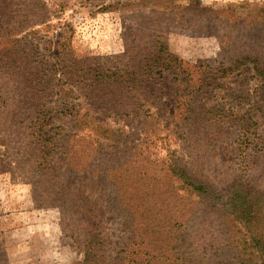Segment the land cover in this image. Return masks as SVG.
<instances>
[{
	"label": "trees",
	"instance_id": "16d2710c",
	"mask_svg": "<svg viewBox=\"0 0 264 264\" xmlns=\"http://www.w3.org/2000/svg\"><path fill=\"white\" fill-rule=\"evenodd\" d=\"M182 1L197 6L196 0H157L167 6ZM17 2L22 7L13 9L12 17L6 15V9L2 14L7 19L0 17V80L4 78L6 88L11 87L13 91V102L3 97L8 94L7 90L0 91V113H5L13 129L19 130L16 142L24 150L23 156L28 155V161H33L34 170L46 178L48 195H53L54 204L60 202L57 206L74 219L82 231V264H100V252L106 244L101 227L109 211L121 218L124 230L119 246L123 257L119 264H264V230L258 229L264 217L254 186L239 178L225 197L222 188H214L206 182L195 156H191L189 165L179 157L176 160L168 157L150 162L151 167L147 166L149 159L143 151L144 145L156 142L165 127L198 129L199 121L216 126V118L222 114L218 111L222 108L217 109L220 104L207 106L203 99L213 92L210 80L215 74L212 73L218 68L220 71L223 64L210 69L211 74L198 71L201 66L195 65L191 71L172 57L162 41L154 39L146 44L127 46L123 55L104 62L91 56L74 58L66 43L63 52L52 62L54 57L48 54L59 45L49 37L54 27L48 20L52 11L43 0ZM257 4L242 1L237 6L256 7L261 18L252 13L240 16L242 13L232 8L235 5L227 9H203L210 14L226 11L215 20L230 25L255 23L258 19L264 23V2L261 6ZM11 23L13 31L9 27ZM229 48L236 50L235 54H242L239 53L241 45L231 44ZM252 50L258 53L256 47ZM241 57L249 55L235 57L231 67H235ZM262 58V54L252 58L260 87L259 100L249 113L256 110L260 114V119L256 117V120L264 124ZM113 59L118 61L107 62ZM227 70L221 71L222 75ZM57 87L61 94L58 101H65L53 109L48 101ZM75 89H81L87 97L88 111L93 110L100 117L123 118V127L112 128L100 121L87 120L76 105L66 100ZM233 100L232 104L237 106L236 99ZM51 111H54L53 117L64 124L59 125L56 133L45 131ZM130 118L137 119L138 130L132 127ZM130 125L135 133H142V142L131 147L123 142L129 152L120 166L101 164L92 168L93 163L88 159L92 157V161H96L97 151L95 157L89 152L80 153L79 145L84 143L83 137L88 136L79 134L83 130L94 131L104 140H112L115 134L127 132L130 137L133 132L124 128ZM247 136L241 133L246 141ZM57 145L65 146L61 151L63 175L68 177L64 183L56 181V171L53 172L47 162ZM204 201L228 223L229 230L224 232L221 245H210L212 237L207 236L208 231L191 234L185 230L198 218L201 224L207 220L208 207L200 208L205 205ZM209 246L211 249H207Z\"/></svg>",
	"mask_w": 264,
	"mask_h": 264
},
{
	"label": "rangeland",
	"instance_id": "374dc122",
	"mask_svg": "<svg viewBox=\"0 0 264 264\" xmlns=\"http://www.w3.org/2000/svg\"><path fill=\"white\" fill-rule=\"evenodd\" d=\"M43 1L52 11L48 20L54 27L49 37L54 43H59L48 54L54 57L52 62L63 52V44L66 43L72 57L80 59L91 56L104 62L107 58L123 55L127 46L146 44L154 39L162 41L172 57L191 71L195 65L201 66L198 71L211 74L208 71L220 67L222 63L221 70L218 71V68L212 73L215 74L210 80L213 92L203 99L207 106L220 104L217 109L222 108L218 111L222 114L217 116L216 126L199 121L198 129L165 127L155 143L143 146L144 154L149 159L146 163L149 166L152 161L168 157L176 160L179 157L189 165L187 162L191 156H195L197 167L203 171L201 174L205 175L206 182L214 188H222L225 197L232 183L239 178L254 186L258 190L257 198L261 199L259 208L264 217V124L262 120H256V117L260 119L256 110L249 113L259 100L260 86L252 58L264 55V23L258 19L255 23L230 25L215 20V17L225 15L226 11L210 14L203 9H227L235 5L232 8H237V13H242L240 16L252 13L261 18L258 8L247 5L240 8L237 4L249 1L261 6L264 0H196V7L186 1L168 6L157 0ZM19 7L22 6L17 0H0V17L7 19L3 17V9L7 10L6 15L12 17L13 9ZM198 7L201 9L198 10ZM9 27L13 31V23ZM231 44L241 45L239 53L249 55L248 58H239L236 68L231 67V60L242 54L230 50ZM252 44L257 54L249 46ZM248 47H251L250 50L242 49ZM223 70H227L224 75ZM3 79L0 80V91L3 93L7 90L8 94L3 97L13 102L12 88H6ZM58 89L48 101L53 109L65 101H58L61 95ZM72 93L66 96V100L76 105L87 120L100 121L112 128L123 127V118L100 117L97 112L88 111L87 97L81 93V89H75ZM233 99H236L237 106L232 104ZM53 114L54 111H51L47 115L46 132L56 133L59 125H64ZM7 119L5 113H0V264H82V231H79L77 222L57 206L60 202L54 204L53 195H48L50 189L46 178L43 179L34 170V163L28 161V155L23 156L24 150L16 142L20 136L19 130L13 129ZM163 120L166 124V117ZM131 125L138 130L137 119H131ZM131 125L124 128L131 130L132 136L127 137V132H120L112 140H104L97 132L83 130L79 135L88 137H83L84 143L79 145L80 153L89 152L95 157L94 152L97 151L96 161H92V157L88 159L93 163L92 168L96 165L101 167V164L106 167L120 166L129 152L124 149L123 142L129 147L142 142V133H135ZM67 131L71 130L67 128ZM241 133L248 135L245 137L247 141L241 137ZM64 147L57 145L47 161L52 171H56V181L61 183L67 182L68 178L63 175L61 151ZM203 204L200 208L208 207L206 211H210L206 215L207 220L201 224L202 220L198 218L185 230L191 234L208 231L207 236L212 237L210 245H221L224 232L229 230L228 223L214 212L213 207L209 208L205 201ZM121 222V218L111 211L104 217L101 232L106 244L100 252V264H119L123 257V253L119 252L124 235ZM262 222L259 230H264V220ZM262 233L264 236V231ZM207 249H211L210 246Z\"/></svg>",
	"mask_w": 264,
	"mask_h": 264
}]
</instances>
